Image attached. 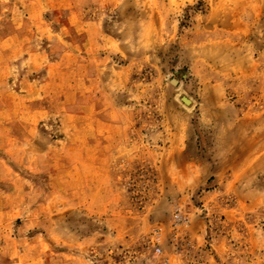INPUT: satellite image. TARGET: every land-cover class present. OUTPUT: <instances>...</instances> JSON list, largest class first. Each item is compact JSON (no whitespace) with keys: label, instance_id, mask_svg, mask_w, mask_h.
Returning a JSON list of instances; mask_svg holds the SVG:
<instances>
[{"label":"rangeland","instance_id":"374dc122","mask_svg":"<svg viewBox=\"0 0 264 264\" xmlns=\"http://www.w3.org/2000/svg\"><path fill=\"white\" fill-rule=\"evenodd\" d=\"M1 59L0 264H264V0H0Z\"/></svg>","mask_w":264,"mask_h":264},{"label":"crops","instance_id":"0c3cea01","mask_svg":"<svg viewBox=\"0 0 264 264\" xmlns=\"http://www.w3.org/2000/svg\"><path fill=\"white\" fill-rule=\"evenodd\" d=\"M34 2H28V5H34ZM261 15V13H260ZM70 22H73L71 25H78V26H91L90 22H82L80 19H76V21H72L70 20ZM69 23V21H68ZM95 26V24H94ZM86 34V39L92 43H97V36H95V34H97V30L94 29V35L90 33L89 28H86V30L84 29L83 31ZM95 38V39H94ZM3 62V59L0 60V63ZM2 65L0 64V70L2 69ZM50 67H47V69ZM59 68V67H57ZM3 71V70H2ZM48 72V71H46ZM87 105V104H86ZM78 119H74L76 121H79L81 123H83V126L80 125V129L78 130V137L80 138V142L75 145L76 146V151L78 153H82V154H100L101 152V137L103 135H105L106 133V127H108V133L106 134V138L108 139H113L114 138V126H112V124H106L102 118L101 115L96 116V115H85L83 114L82 116L77 117ZM98 126H100V128H97ZM73 127V126H72ZM103 129V133H101L102 131H98V129ZM35 153L41 152L42 148L40 145V142H38L37 140L31 145L30 147ZM42 153V152H41ZM96 159V158H95ZM88 168L91 169H96L99 170L102 168L101 166V162H98L97 160L94 161H88L85 164ZM3 193V192H2ZM252 194V193H250ZM238 202V209L239 208H246L248 210H253V209H257L258 207L264 206V196L257 198L256 196L253 195H249L248 199L246 200H242L241 197L240 199L237 201Z\"/></svg>","mask_w":264,"mask_h":264}]
</instances>
